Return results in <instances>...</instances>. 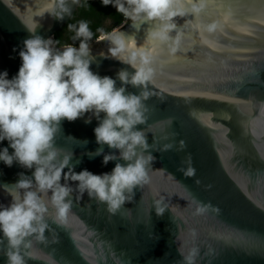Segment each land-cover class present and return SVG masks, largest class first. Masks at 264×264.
<instances>
[{"label": "water", "instance_id": "obj_1", "mask_svg": "<svg viewBox=\"0 0 264 264\" xmlns=\"http://www.w3.org/2000/svg\"><path fill=\"white\" fill-rule=\"evenodd\" d=\"M71 7L72 15L78 4ZM174 7L184 13L174 18L178 27L172 35L181 36L177 50L171 51V42L149 45L155 49L153 95L144 101L146 123L138 126L156 156L147 183L116 214L87 194L72 192L69 224L47 217L52 231L46 232V243L36 245L38 255L54 264H184L181 252L193 248L195 264H264V0H181ZM70 17H33L23 6L0 0V72L7 70L9 79L18 73L19 51L32 35L27 27L34 19L36 33L47 39ZM149 27L134 28L128 21L112 31L133 34L139 46ZM90 46L91 70L116 79L117 87L120 70L135 72L100 55L108 52L107 38ZM126 90L139 92L130 84ZM87 115L61 122L57 147L72 154L70 166L77 173L111 172L116 161L104 165L103 154L88 155L100 146L94 134L98 121L85 123ZM165 144L172 147L164 150ZM7 146V140L0 142V148ZM116 151L103 146L104 153ZM189 157L193 176L180 170H186ZM21 172L30 176L32 170L0 162V185L11 187ZM9 200L0 187V203ZM193 200L219 211L194 215ZM157 207L165 208L163 215L156 214ZM4 248L6 241L0 264Z\"/></svg>", "mask_w": 264, "mask_h": 264}, {"label": "clouds", "instance_id": "obj_2", "mask_svg": "<svg viewBox=\"0 0 264 264\" xmlns=\"http://www.w3.org/2000/svg\"><path fill=\"white\" fill-rule=\"evenodd\" d=\"M80 2L34 0L35 16L43 18L47 13L63 20L71 16V6ZM179 2L181 0H101L104 6L115 7L134 28L150 24L143 45L138 46L133 34L119 30L98 37V41L107 38L109 42L108 52H100L101 56L114 58L135 69L134 73L123 69L117 73L119 87L116 79L101 77L90 68L94 60L90 46L94 33L87 20L67 25V30L73 33L72 41H79L78 46L74 43L60 45L59 40L37 34V19L27 27L32 35L23 41L19 51L22 63L18 73L9 79L7 70L0 72V142L8 141L7 147L0 148V162L7 167L15 162L32 170L30 176L19 173V179L11 187L0 185L10 197L7 204L0 203V245L6 241L4 264H28L29 260L38 259L54 264L50 257L38 255L36 245L46 243V232L52 231L47 217L59 225L69 224L72 192L80 196L87 194L106 204L109 213L116 214L122 206L132 202L135 190L147 183L149 166L156 156L150 151L152 145L145 131L138 126L146 123L148 110L144 101L153 95L149 85L155 72L152 66L155 49L149 45L171 42V51L177 50L181 36L178 32L173 36L172 32L178 27L174 18L184 15L174 7ZM97 31L103 32V29ZM129 84L139 92H128ZM86 114L85 123H91L93 118L98 121L94 134L100 146L88 155L94 158L103 154L104 165L116 161L111 172L93 174L83 169L77 173L74 166H70L72 154H62L57 147L61 122L75 121ZM67 139L73 140L72 137ZM104 145L117 151L104 153ZM171 147L165 144L164 150ZM9 148L13 150L11 153ZM186 163V170L183 167L180 170L186 176H193L195 170L190 157ZM189 207L194 215H201L211 205L193 200ZM155 212L163 215L165 208L157 207ZM51 242H57L55 235ZM181 255L184 264H195V248Z\"/></svg>", "mask_w": 264, "mask_h": 264}, {"label": "trees", "instance_id": "obj_3", "mask_svg": "<svg viewBox=\"0 0 264 264\" xmlns=\"http://www.w3.org/2000/svg\"><path fill=\"white\" fill-rule=\"evenodd\" d=\"M81 19L89 22V27L94 33L92 41L101 35L108 34L125 21V17L112 5L104 6L101 0H86V2L81 0L67 22L54 33L53 39L59 40L60 45L74 43L78 46L79 41H72L73 33L67 30V25ZM97 29H103V32H98Z\"/></svg>", "mask_w": 264, "mask_h": 264}, {"label": "bare ground", "instance_id": "obj_4", "mask_svg": "<svg viewBox=\"0 0 264 264\" xmlns=\"http://www.w3.org/2000/svg\"><path fill=\"white\" fill-rule=\"evenodd\" d=\"M17 7H24L25 12L33 17L35 16L36 4L34 0H11ZM44 0H40V3H43Z\"/></svg>", "mask_w": 264, "mask_h": 264}, {"label": "rangeland", "instance_id": "obj_5", "mask_svg": "<svg viewBox=\"0 0 264 264\" xmlns=\"http://www.w3.org/2000/svg\"><path fill=\"white\" fill-rule=\"evenodd\" d=\"M128 22V20H126V18H125V21L122 23V24H125V23H127ZM121 24V25H122ZM118 27H120V25L119 26H117L116 28H118ZM105 36V35H104Z\"/></svg>", "mask_w": 264, "mask_h": 264}]
</instances>
